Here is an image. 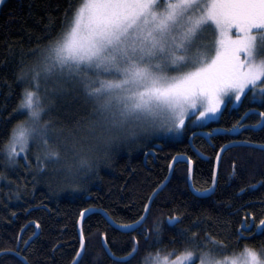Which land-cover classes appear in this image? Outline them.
<instances>
[{
    "label": "trees",
    "instance_id": "obj_1",
    "mask_svg": "<svg viewBox=\"0 0 264 264\" xmlns=\"http://www.w3.org/2000/svg\"><path fill=\"white\" fill-rule=\"evenodd\" d=\"M79 3L6 0L0 9V252L19 251L29 264H71L81 245V213L103 209L119 225L135 223L179 155L193 161L195 190L188 184V161L179 159L170 181L156 195L149 216L140 226L123 230L111 225L100 212H91L82 222L86 243L82 264H114L103 245V236L117 256L127 254L133 240L138 241L139 251L130 264H142L149 254L158 252L171 255L190 250L200 255L213 248L208 237L226 246L215 257L237 255L245 247L258 250L264 245V231L257 232L253 227L241 236L239 230L249 214L256 224L264 219V151L252 146L228 148L221 158L215 191L203 195L196 192H206L212 186L215 159L222 146L232 141L264 144V117L260 115L264 113V95L254 96L252 89L236 106L218 104L219 111L209 114L203 124L187 123L179 138L157 134L120 137L106 149L89 154L91 168H74L68 173L63 169L52 171L48 165L41 172L36 159L41 149L32 142L15 165L9 164L7 148L12 130L27 119L26 114L14 111L26 86L17 81L21 61L28 66L35 64L41 52L67 30ZM64 87L65 93L50 97L51 107L43 119L58 129H78L81 135H87V124L95 119L93 103L82 89L70 83ZM39 95L44 99L43 93ZM233 128L237 131H228ZM200 131L207 132L208 137ZM172 217H178L176 224L169 223ZM36 224L39 235L26 247L22 241L34 235ZM157 224L161 229L158 240L154 233ZM181 232L188 236L195 233L200 248L188 243ZM0 264L24 262L6 254L0 256Z\"/></svg>",
    "mask_w": 264,
    "mask_h": 264
},
{
    "label": "snow or ice",
    "instance_id": "obj_2",
    "mask_svg": "<svg viewBox=\"0 0 264 264\" xmlns=\"http://www.w3.org/2000/svg\"><path fill=\"white\" fill-rule=\"evenodd\" d=\"M5 3L0 0V5ZM157 4L163 7L162 13L154 10ZM197 11L199 15L194 14ZM232 28L238 33L234 40L229 35ZM207 31L214 33L211 45L202 43ZM257 35L264 39V0H80L67 30L41 52L37 62L28 66L21 61L17 81L26 86L14 111L26 114L27 119L12 130L7 148L9 164L15 165L32 142L41 149L36 157L41 172L48 165L52 171L91 168L89 154L106 149L132 126L182 129L187 110L196 108L198 102L204 106L199 115L208 118L224 102L219 95L231 91L234 100L239 101L249 85L264 77V60L257 63L254 56ZM194 49L199 53L195 57ZM241 53L246 54L244 62L240 60ZM68 83L82 89L93 103L95 119L88 122L87 135H81L78 129H58L43 119L47 109L39 94L47 98L49 91H66L64 85ZM260 92L264 95V88ZM252 94H256L255 90ZM260 115L264 117V113ZM251 146L264 151V144ZM229 147L225 145L220 151ZM24 159L27 161L26 155ZM147 212L145 205V215L135 223L118 227L135 229L144 222ZM177 219L172 217L169 223ZM34 226L39 228L38 224ZM253 227L257 232L264 231V219L256 224L249 214L240 225L239 235ZM160 231L157 224V240ZM180 235L200 248L195 233ZM102 239L114 264H130L139 251L134 239L127 254L117 256L108 247L107 237ZM208 240L213 248L200 253V264H218L215 253L226 246L212 237ZM22 242L28 246V241ZM186 251L187 258L193 259L194 254ZM85 252L82 239L72 264H82ZM6 254L27 264L19 251L10 250L0 256ZM244 256L245 264H264V245L258 250L245 247Z\"/></svg>",
    "mask_w": 264,
    "mask_h": 264
},
{
    "label": "rangeland",
    "instance_id": "obj_3",
    "mask_svg": "<svg viewBox=\"0 0 264 264\" xmlns=\"http://www.w3.org/2000/svg\"><path fill=\"white\" fill-rule=\"evenodd\" d=\"M2 5H0L1 9ZM157 12H160L163 10V7H161L159 4H157L156 8L154 9ZM255 34V33H254ZM230 37L234 40L237 38V30L235 28H232L229 32ZM205 39H203L202 43L206 45H211L214 39V33L212 31H207L204 33ZM215 39L218 41L219 40V30L217 29L215 31ZM218 47V45H217ZM264 39H262L259 35H257V39L255 41V51H254V56L256 59V62L259 63L260 61L264 60ZM199 53L194 49L192 52V55L195 57ZM214 55V53H213ZM247 57L246 54L241 53L240 54V60L242 62L246 61ZM111 79V77H108ZM49 88L51 89L52 87V81H49ZM65 88V87H64ZM264 88V77H261L257 79L255 85H249L248 88L245 89V93L247 92L248 89H252L251 91L255 90V95L257 96L258 94H261L260 89ZM66 89V88H65ZM67 91V90H66ZM66 91H63L62 93H65ZM68 91V93H70ZM59 92L55 93L58 94ZM61 93V94H62ZM234 92H229L227 95H219V99L223 100L224 102L222 104H225V106H236L239 101L234 100ZM54 96V93L49 91L47 98L43 99V103L48 111V109L51 107V102H50V97ZM87 98V97H86ZM241 99V98H240ZM204 111V106L201 105L199 102L197 103L196 108H189L187 110V114L185 116L184 120V127L182 129H177L173 131H168L167 127H162L160 125L157 126H143V127H135L132 126L129 128V130L121 135L120 137H124V139H131L136 135H144V134H150L152 136L154 135H163L165 137H181L185 128V125L188 123L190 126H198L204 123L206 120V117L199 115V113ZM94 115V114H93ZM44 117V116H43ZM17 150L20 151V145H15ZM68 173H70L68 171ZM178 253V252H177ZM177 253H172L171 255H166V253H153L149 254L147 258L143 259L142 261H147L148 264H200L199 261V254L198 255H193V259H188L187 258V252H179ZM245 256L244 252L237 254V255H232V256H227V257H215V260L218 262V264H245Z\"/></svg>",
    "mask_w": 264,
    "mask_h": 264
},
{
    "label": "water",
    "instance_id": "obj_4",
    "mask_svg": "<svg viewBox=\"0 0 264 264\" xmlns=\"http://www.w3.org/2000/svg\"><path fill=\"white\" fill-rule=\"evenodd\" d=\"M200 133L203 135V136H205V137H208V135H207V132H201L200 131ZM243 142H245V141H232V142H229V143H227V144H225V145H229L230 147L229 148H231V147H233V146H251V145H259V144H256V143H252V142H247L246 144L245 143H243ZM190 143L192 144V139H190ZM224 145V146H225ZM224 146H222L221 148H223ZM193 148L195 149V151L197 152V154L198 155H200L201 157H205V154H203L202 152H200L198 149H196L194 146H193ZM220 148V149H221ZM220 149H219V151H218V154H217V156H216V159H215V167H214V176H213V181H215V183L213 184V182H212V186L209 188V189H212V191L211 192H198V191H196L197 193H200V194H211V193H213L214 191H215V189H216V187H217V182H218V175H219V169H220V164H221V158H222V155H223V153L226 151H224V152H221L220 151ZM219 156V159H217V157ZM179 159H183V160H186V161H188V163H189V173H188V184H189V186H190V188L192 189V190H195L194 188H193V184H192V176H193V169H194V166H193V161H191V160H189V159H187V157L186 156H177L172 162H171V164H170V171H169V174H168V176L166 177V179L163 181V183L161 184V185H163V187L161 188V185L152 193V195L150 196V198H149V200H148V203H147V205H148V212H147V214H146V219H147V217L149 216V213H150V209H151V206H152V203H153V201H154V199H155V197H156V195L162 190V189H164L165 187H166V185L168 184V182L170 181V179H171V177H172V174H173V171H174V166H175V163L179 160ZM159 189V190H158ZM155 193V195H153ZM89 210H91V211H83L82 213H83V215H81L80 216V219H79V222H78V232H79V237H80V240L82 241V239H83V242H84V245H85V247H86V243H85V238H84V236H83V232H82V222H83V220H84V218L88 215V214H90L91 212H93V211H98V212H100L105 218H106V220L111 224V225H113V226H115V227H117V228H120V229H123V230H132V229H125V228H122V227H118L119 226V224H117V223H115L114 221H113V219L108 215V213L105 211V210H103V209H89ZM81 213V214H82ZM143 215H145V213L143 214ZM146 219L144 220V222L146 221ZM178 220V219H177ZM177 220H175L172 224H176L177 223ZM143 222V223H144ZM142 223V224H143ZM141 225V224H140ZM140 225H137V227L138 226H140ZM23 232V231H22ZM22 232H21V234H22ZM39 232H40V228H37L36 229V231H35V233H34V235H32L29 239H28V243H30L35 237H37L38 235H39ZM102 242H103V245H104V241H103V239H102ZM109 247V246H108ZM0 253H9V251H2V252H0ZM137 254V253H136ZM135 254V255H136ZM21 255V254H20ZM22 256V255H21ZM134 258V257H133ZM132 258V259H133ZM27 264H29L28 263V261H27ZM72 264V263H71Z\"/></svg>",
    "mask_w": 264,
    "mask_h": 264
}]
</instances>
